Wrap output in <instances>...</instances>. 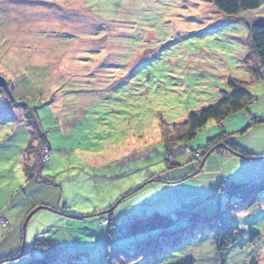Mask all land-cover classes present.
I'll use <instances>...</instances> for the list:
<instances>
[{
    "label": "rangeland",
    "instance_id": "obj_1",
    "mask_svg": "<svg viewBox=\"0 0 264 264\" xmlns=\"http://www.w3.org/2000/svg\"><path fill=\"white\" fill-rule=\"evenodd\" d=\"M247 22L264 23V1L228 16L211 0H0V207L17 216L0 228V264L39 259L37 240L57 246L55 264H104L108 249L142 250L137 264H264V193L249 207L220 192L223 181L264 179V123L239 134L264 120ZM230 78L254 100L222 124L253 156L214 152L201 167L194 153L219 124L187 143L174 125L232 93ZM33 124L47 137L48 183L26 182L44 150ZM155 214L170 224L122 235ZM215 216L240 233L225 252Z\"/></svg>",
    "mask_w": 264,
    "mask_h": 264
},
{
    "label": "trees",
    "instance_id": "obj_2",
    "mask_svg": "<svg viewBox=\"0 0 264 264\" xmlns=\"http://www.w3.org/2000/svg\"><path fill=\"white\" fill-rule=\"evenodd\" d=\"M263 1L264 0H211V2L220 12L228 16L238 15L241 11L257 10L261 7ZM247 26L250 30V57L253 60L252 64L248 66V69L257 81L264 82V23L247 22ZM228 84L233 89L232 93H223L222 97L214 104H211L202 110L189 113L186 122L180 125H174L176 140L182 143H187L194 140L197 135L207 127L210 121H215L217 124H219L220 133L209 139L204 147L199 148L194 153L196 159L200 158L199 154L202 155V162L214 152L225 155L233 151L245 157L253 156L233 141L231 137L232 134H229L224 129L222 123L224 120H226V118L232 115H236L242 111H247V107L250 102L254 100V96L247 89V83L239 81L235 78H230ZM263 123V119L252 116L250 124H248L241 132L246 133L253 126ZM33 125L35 126V129L32 133V136L38 143L37 148H44V150L42 155H40V162L35 161L32 163V165L28 164L25 166L24 171L26 181L38 182L41 180L42 182L48 183L50 180L47 178L43 179L42 173L40 171L42 169V165L46 162L43 161L45 151L49 150L47 137L43 132L40 131L38 125ZM48 159L49 156L47 151V161ZM220 192L227 193L230 196H247L249 198L248 206L251 207L257 202L258 197L264 193V179L252 183H234L223 181L220 186ZM179 217H181V219H187L182 214H179ZM211 219L219 220L218 222L220 224V229L217 233V249L219 252H225L239 240V230L232 225L226 224L220 217L215 216ZM170 222L171 219L155 214L148 219L128 222L125 225V231L122 235H136L139 233L148 232L153 229L164 228L167 227ZM116 234L117 232H110L109 241L111 238L116 237ZM257 239H259V234L251 235V242H255ZM36 248L39 249L41 257L23 264H55L59 253L57 251V246L54 243L37 240ZM142 253V250H139L134 254H130L119 250L114 251L108 249L106 251L104 264H137ZM25 254L26 253H23L22 256ZM32 255L33 251L30 252V256ZM22 256L12 260H20ZM2 261L3 260L0 262ZM182 264H194V261L187 260ZM250 264L259 263L257 260H252Z\"/></svg>",
    "mask_w": 264,
    "mask_h": 264
},
{
    "label": "crops",
    "instance_id": "obj_3",
    "mask_svg": "<svg viewBox=\"0 0 264 264\" xmlns=\"http://www.w3.org/2000/svg\"><path fill=\"white\" fill-rule=\"evenodd\" d=\"M242 130H243V129H242ZM242 130L239 131V134H243V133L241 132ZM229 134H230V133H229ZM234 142H236V141L234 140ZM229 154H231V153H229ZM26 182H27V181H26ZM33 182H34V181H33ZM28 183L30 184V183H32V181L27 182V184H28ZM35 183H37V182H35ZM27 188H28V187H26L25 190H26ZM28 203L30 204L31 202H30V201H27V204H28ZM33 205H34V204H33ZM4 207H5V205L0 207V214H1V213L3 214V212H1V211L4 209ZM31 207H33V206H31ZM24 209H25V215H28V214H29V209H30V208L28 209V206H27V208H25V206H24ZM30 211H31V210H30ZM12 215H13V217H9V216H12ZM4 216H5V217L7 216L6 219L8 220L9 225H11V221H13V223H15L16 220H17V216L14 215V214H11V213H9V212H7V215H5V213H4ZM11 226H12V225H11ZM13 227H14V226H13ZM11 230H12V229H11ZM3 235L6 236L7 234L4 233ZM8 255H10V254H8ZM1 257H5V256H0V259H1V260H4V259H5V258L3 259V258H1ZM9 257H10V256H9ZM1 260H0V261H1Z\"/></svg>",
    "mask_w": 264,
    "mask_h": 264
},
{
    "label": "water",
    "instance_id": "obj_4",
    "mask_svg": "<svg viewBox=\"0 0 264 264\" xmlns=\"http://www.w3.org/2000/svg\"><path fill=\"white\" fill-rule=\"evenodd\" d=\"M8 86V82H7V80L4 78V77H2L1 75H0V88H6ZM231 153L232 154H234V155H237V156H240V157H243V158H245V156H243V155H241V154H237V153H235V152H233V151H231ZM247 158H251V157H247ZM261 158H263V157H261ZM261 158H257V159H261ZM205 162V160L202 162V165H201V167L203 166V163ZM40 209H45V207H39L38 209H36V211H38V210H40ZM35 211V212H36ZM32 215H30L29 217H28V219H30V217H31ZM26 224H27V222L25 223V225H24V229H25V227H26Z\"/></svg>",
    "mask_w": 264,
    "mask_h": 264
},
{
    "label": "built area",
    "instance_id": "obj_5",
    "mask_svg": "<svg viewBox=\"0 0 264 264\" xmlns=\"http://www.w3.org/2000/svg\"><path fill=\"white\" fill-rule=\"evenodd\" d=\"M9 227V222L3 214H0V228L7 229Z\"/></svg>",
    "mask_w": 264,
    "mask_h": 264
}]
</instances>
